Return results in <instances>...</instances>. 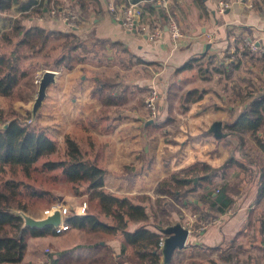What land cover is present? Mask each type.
I'll list each match as a JSON object with an SVG mask.
<instances>
[{
	"label": "crops",
	"instance_id": "crops-1",
	"mask_svg": "<svg viewBox=\"0 0 264 264\" xmlns=\"http://www.w3.org/2000/svg\"><path fill=\"white\" fill-rule=\"evenodd\" d=\"M53 1L58 5L69 3L71 7L75 4L74 8L83 16L81 26L72 28L59 15L53 16L46 10L39 13L36 8L41 0H17L9 12L10 18L8 14H0V35L12 28L16 18L29 13L32 17L23 19L24 25L30 27L36 24L50 31L70 33L86 45L85 51L77 49L71 52L76 57L82 55L81 61L76 62L72 69H54V80L48 85L43 99L49 124L46 133L58 148L62 146L67 150L65 136H71L85 151L88 160L105 170L106 190L120 196L147 195L152 201L158 196L164 197L158 192V185L174 172L191 166L192 170L193 165L199 162L219 168L230 160L231 150L221 142L229 135L243 140L230 132L228 125L234 123L247 108L250 98L242 95L247 91L231 82L225 94L214 89L215 82L214 88L206 87V81L212 78L207 66L214 76H229L231 66L228 56L235 59L243 55L245 38L254 40L264 52V0H225L229 7L224 13L217 12V0H129L142 9L145 21L164 26V34L154 40L146 34L126 31L110 13L108 0H93L95 2L89 3L88 8L85 7L87 0ZM112 1L118 4L120 0ZM149 5H157L158 8L153 10ZM169 17L180 23L185 34L177 42L165 27ZM209 33L213 35L211 42L206 36ZM54 41L61 44L64 40L52 39L47 48L57 51L56 54L68 52L54 49L60 45H52ZM256 55L259 60L261 55ZM223 61L227 68L219 74L213 69ZM240 63L241 58L238 65ZM200 66L205 73L199 70ZM236 66L237 62L233 68H239ZM260 72L264 73V70ZM153 89L157 90L160 98L157 119L151 118L145 105L146 97ZM174 89L179 95L172 103L170 96L175 97L172 93ZM230 89L234 93L233 99ZM202 91L206 92L202 94ZM198 92L202 97L194 101L199 96ZM108 94L113 98L105 101ZM249 94L252 97L263 95L264 85ZM0 98L6 100L5 96L0 95ZM28 103L23 104L29 107ZM216 122L222 123L224 136L220 138L212 132ZM0 123H3L1 116ZM162 128H169L172 137L186 139L182 147L178 148L177 141L163 142L158 132ZM241 135L244 140L250 135L255 144L252 153L257 162L251 161V152L242 150L246 160L240 163L246 164L245 175L221 171L211 185L201 182L208 189L215 185L214 195L217 189L231 188L232 183H240L239 194H231L232 204L224 213L210 209L206 199L200 197L199 190L184 200L170 199L165 212L159 213L158 220L152 221L158 230L177 223L190 228L187 243L179 254L183 258L187 252L185 258L177 257L175 251L171 259L173 263L186 264L193 258V254L188 255L190 251L210 248L215 251L228 237L232 241L235 237L239 238L236 246L239 253H250L249 256H252L253 250L259 251L264 261V198H257L256 179L258 164L264 163V153L257 145V141L264 136V128L257 138L251 133ZM250 172L254 173V178ZM192 176L187 175L188 178ZM191 206L214 216L207 228L200 230L203 220L192 213ZM186 207L189 208L185 210ZM99 219L111 228L116 227L115 222L105 215L100 214ZM194 225L197 228L193 229ZM137 226L132 223L131 230ZM99 238H103L101 245L106 243L112 250L105 259L107 251H100L96 245ZM247 238L249 241L246 244ZM31 240H28L24 256V263L28 259L26 264H52L50 256L58 251H66L71 256L74 263L70 264H130L119 262L122 242L119 232L71 228L59 234L32 236ZM193 259L199 258L194 256ZM161 263L167 264L164 254Z\"/></svg>",
	"mask_w": 264,
	"mask_h": 264
},
{
	"label": "trees",
	"instance_id": "trees-1",
	"mask_svg": "<svg viewBox=\"0 0 264 264\" xmlns=\"http://www.w3.org/2000/svg\"><path fill=\"white\" fill-rule=\"evenodd\" d=\"M17 0H0V14H8ZM52 0H41L36 8L39 13H44ZM151 9H157V5H149ZM32 14H22L16 18L11 29L3 31L0 35V95L9 97L13 95L20 82L29 76V70L24 67L23 62L26 59L40 56L48 47L52 39H63L58 47L65 51L63 54H56L52 62H46L44 65L49 70H59L62 67L72 69L76 62L81 61L80 56H73V50L81 49L85 51V44L76 36L70 33H61L50 31L40 26H26L23 19L31 18ZM164 20V16L161 14ZM53 49V48H52ZM247 49V48H244ZM247 54L253 56L250 51L244 50ZM227 55V54H226ZM228 56V55H227ZM229 65L235 66L236 59L228 56ZM264 62V52L258 58ZM214 67L217 73L226 71L223 62ZM239 66V65H237ZM236 66V67H237ZM249 94V93H248ZM202 97L199 94L195 100ZM113 98L111 94L105 95V101ZM250 98L246 109L241 113L238 119L228 125L230 132L243 139V133H251L252 136L259 133L264 128V94L260 96L247 95ZM2 122V118H1ZM67 146L65 160L47 159L43 163L46 170H61L66 180L78 191L84 187L87 194H90L97 202L96 211H88L85 215L75 213L68 214L64 220L67 225L75 229L88 230L92 232H114L122 235L119 262L130 264H162L163 244L165 235L158 227L152 224L157 219L158 214L165 212L166 206L170 204V199L179 201L186 199L189 195L199 192L202 198L209 203V208L218 213H224L232 204L231 193L228 187L220 189L219 193L214 195V189L204 187L201 182H212L221 171H226L236 159H230L219 168H213L208 164H202L203 174L194 173L191 178L185 175V169L174 172L169 177L161 181L158 185V192L164 197L158 196L152 201L147 195L143 196H120L104 188L105 170L96 163L88 160L86 153L80 144L71 136H65ZM257 145L264 153V136L257 141ZM57 152V143L51 139L48 134L35 127H31L24 122L14 120L11 127L4 133H0V176L9 166H20L23 170L36 164L40 159L47 158ZM259 171L256 174L258 181L257 198H264V163L258 164ZM19 182L16 180H0V264H18L25 255L27 248V235L44 236L46 234H57L53 226L44 229L24 227V219L13 213V210L28 211V206L21 198L22 192L19 189ZM214 186V185H213ZM33 196H43L44 193L31 189ZM192 213L198 214L199 219L208 223L210 216L200 209L191 206ZM203 213V215H201ZM105 215L112 219L116 227L111 228L105 225L99 215ZM208 220V221H207ZM138 226L131 230V224ZM211 223V222H210ZM264 224V222H263ZM197 225L193 226V229ZM97 240V248L105 249L108 253L112 250L107 244L101 245V240ZM264 247V241H262ZM182 253L176 250V256ZM177 256V257H178ZM52 264H70L74 263L71 256L66 251H58L51 256ZM167 264L173 263L170 260ZM186 264H202V262L191 259ZM233 264H240L239 260H234Z\"/></svg>",
	"mask_w": 264,
	"mask_h": 264
},
{
	"label": "rangeland",
	"instance_id": "rangeland-1",
	"mask_svg": "<svg viewBox=\"0 0 264 264\" xmlns=\"http://www.w3.org/2000/svg\"><path fill=\"white\" fill-rule=\"evenodd\" d=\"M77 1H81V0H77ZM94 2L95 1L93 0L92 1L87 0L86 1L87 4L85 7L88 8L89 3H94ZM55 4L57 3L55 2ZM72 5L73 7L76 6L75 4H72ZM10 14L8 13V16ZM59 44L60 42H57V41L52 42V45L58 46ZM244 50H247V49H244L243 47L242 49L243 55L235 57L237 61V65L239 63V59L241 58V63L239 64V68H233L232 66L229 69L230 70L229 76L227 74H224L221 77L220 75L214 76V73L212 72L210 67L207 66L209 70L208 72L210 73L212 78L211 80L206 81V87L214 88L213 84L215 82V85L216 84L217 85H216V88L214 89L218 90L222 94H225L226 92L225 90L227 89L228 83L231 82L234 85H236L235 87L237 88L240 87L242 90L247 91V93H249L250 91H254V92L258 91L259 88L262 85H264V73L260 72L261 69L264 70V62L257 60L256 54L254 55L252 54L253 56H251L250 54L245 55L246 52ZM52 53L56 54L57 51H53V50H50V48H47L40 55L41 56L40 58L29 59L28 61L23 62L24 67L29 70V76L20 82L19 86L16 88L13 95L6 97V100H3L0 98V116L1 118H3V122L8 121L12 123L14 120H18V121L26 123L27 125L31 127L39 128L47 132V129L49 127V124L47 123L48 114H47L46 106L45 104H43V100L41 101L40 104L38 105L36 104V100L38 97V91H39V85L35 83V79H36L37 74H40L42 75L41 77H43L45 71L49 70L48 68L45 67L46 65H44V63L53 61V58L55 55H53ZM49 56L51 59H49ZM199 70L205 73L204 68L201 69V66ZM239 74L241 75L240 77H239ZM232 89H230V94L232 96L231 99H233L234 97V93ZM173 91L174 92L172 93L175 95V97L170 96V100H172V103L173 101L176 100V97L179 95V92H175L177 91V89H174ZM204 92L206 91H202V94H204ZM198 93L200 94V92ZM247 93L242 94V95L245 97V95L247 96ZM226 94L228 95V98L230 99L229 94L228 93ZM23 103H28L29 107H25ZM1 124L2 123H0V125ZM164 127H166V125H164ZM177 128L178 127H176L175 130ZM168 129L169 128L167 129L162 128L161 130L158 131L161 134V140L165 143H168L170 141L171 142L177 141L176 145L178 146V148H181L182 147L181 144L184 143L183 141H186V139H177L176 137H172ZM262 129L263 127L260 129V131ZM240 141L243 143L241 149H239V145L241 143ZM240 141L235 136L229 135V136H226L225 140L221 142V143H224L225 146L231 150L230 159H236L230 165H228V168L226 169L227 173L231 171L234 173V175H237L239 173H243L244 175L246 174V171H245L246 164H244V162L240 163V161L246 160L243 154H241L242 150L243 152H251V157H250L251 161L257 160V157L253 155L252 153V150L254 149L255 144L252 141L250 135H248L245 140L243 138V140H240ZM57 150L58 151L55 154L47 158L40 159L36 164L29 167L28 170L24 171L23 168H21L20 166H9L6 168L5 172L1 174L0 176L1 182L7 181V180H16L19 182L20 184L19 189L22 190L20 196L28 206V211L13 210L14 214H17L21 216L22 218L23 216H30L35 219H43L46 217V211L50 210L54 205H59V204L66 205V206L72 205L73 207H76L78 205H81L83 202L87 203V212L97 210L96 200L92 198L90 194H87L84 187H81V189L77 191L66 180L61 170H46L43 168V163L47 159H50V160H65L66 159V154H65L66 150L63 149L62 146L60 148H58L57 146ZM193 167L194 169L192 170H191L192 166L187 168L185 173H187V175L188 174L194 175V173H198L201 175L206 172L202 169L203 165L200 162L193 165ZM250 175L254 178V173L250 172ZM239 186H240V183L238 182L232 183L231 188L228 186V190L233 195L239 194L240 192ZM32 188L38 192L44 193V195L43 196H33L31 194ZM212 188L214 189L216 188V186L214 185ZM181 206H182V203H181ZM189 207H186L184 209L187 210V208ZM42 216H45V217H42ZM213 220H214V216H210L209 222ZM71 228L73 227L70 225V230ZM31 237L32 235L30 234L27 235V239H26L27 245H28V240H31ZM237 238L238 237H235L233 241L230 239V237L226 238L218 246V248L214 249L215 251L211 250V248L207 250L198 249V251L188 252V255L193 254V258L194 256L195 257L197 256L199 258L198 261L202 262V264H233L234 260H239V262L242 264L264 263L263 259H261L262 253L259 251L253 250L252 256H249L250 253H245V254L239 253V251L236 250V246L239 241V238H238V241H237ZM248 241H249V238L246 239V244L248 243ZM29 243L31 245L32 240L29 241ZM26 251H27V248H26ZM185 253L183 254V258L180 255L178 257L181 259H184ZM29 255L30 253H28V257ZM263 256H264V253H263ZM23 261H24V258L18 264H26L28 259H25V263ZM187 261L189 262V260Z\"/></svg>",
	"mask_w": 264,
	"mask_h": 264
},
{
	"label": "built area",
	"instance_id": "built-area-1",
	"mask_svg": "<svg viewBox=\"0 0 264 264\" xmlns=\"http://www.w3.org/2000/svg\"><path fill=\"white\" fill-rule=\"evenodd\" d=\"M243 1V0H240ZM109 11L114 15L117 21H120L124 29L128 32H138L141 34H146L150 40H154L164 34V26L158 24L157 22H148L143 18L142 9L135 3H131L129 0H120L119 3H115L112 0H108ZM229 7V4L225 0H217V12L224 13ZM46 11L51 15H59L63 21L72 28H78L83 22V16L74 7H71L69 3L66 4H55L52 0L48 5ZM165 27L169 30L174 41L181 40L185 34L182 27L178 21L174 18L169 17ZM208 41H212L213 35L209 33L206 35ZM243 47L247 48L252 54L261 55L263 50L260 46L252 39L245 38L243 42ZM42 75L37 74L35 83L40 85ZM159 94L156 89H153L149 95L146 97L145 105L150 112L152 119H157L159 116ZM220 190L217 189L216 193ZM59 212L62 221L57 226H53L56 233L59 234L65 230L70 229V226L66 224L64 218L71 214L72 211L77 215H85L87 213V203L83 202L81 205L73 207L72 205H54L50 210L46 211V217L53 215L55 212ZM73 212V213H74ZM210 223L200 222V230L207 228ZM190 230V228H188ZM47 251H49L47 249Z\"/></svg>",
	"mask_w": 264,
	"mask_h": 264
},
{
	"label": "water",
	"instance_id": "water-1",
	"mask_svg": "<svg viewBox=\"0 0 264 264\" xmlns=\"http://www.w3.org/2000/svg\"><path fill=\"white\" fill-rule=\"evenodd\" d=\"M54 76V70L45 71L39 85L38 97L36 100L37 105L40 104L44 99L46 89L48 85L54 80ZM11 125L12 123L8 121L3 122L0 125V133L6 132L11 127ZM212 132L217 138L224 136L222 133V123H214V125L212 126ZM23 218L25 221L24 226L37 229H44L48 226H57L62 221L61 215L58 211L53 215H50L43 219H35L30 216H23ZM161 231L166 236L163 244V254L165 257V262L169 263L173 257L174 252L185 247L190 230L187 227L183 226L181 223H177L173 226L162 229Z\"/></svg>",
	"mask_w": 264,
	"mask_h": 264
}]
</instances>
